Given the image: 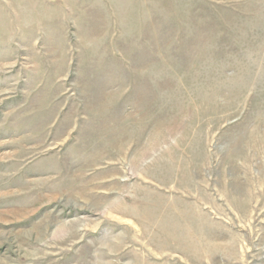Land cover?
<instances>
[{
  "label": "rangeland",
  "instance_id": "rangeland-1",
  "mask_svg": "<svg viewBox=\"0 0 264 264\" xmlns=\"http://www.w3.org/2000/svg\"><path fill=\"white\" fill-rule=\"evenodd\" d=\"M0 264H264V0H0Z\"/></svg>",
  "mask_w": 264,
  "mask_h": 264
}]
</instances>
